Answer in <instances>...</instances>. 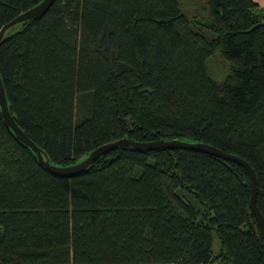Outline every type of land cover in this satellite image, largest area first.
<instances>
[{
    "label": "trees",
    "instance_id": "obj_1",
    "mask_svg": "<svg viewBox=\"0 0 264 264\" xmlns=\"http://www.w3.org/2000/svg\"><path fill=\"white\" fill-rule=\"evenodd\" d=\"M41 1L0 0V30ZM0 75L12 117L51 163L122 138L204 142L251 165L264 217L254 0H55L6 30ZM250 198L243 166L179 148L119 146L60 177L0 110V264H264Z\"/></svg>",
    "mask_w": 264,
    "mask_h": 264
},
{
    "label": "water",
    "instance_id": "obj_2",
    "mask_svg": "<svg viewBox=\"0 0 264 264\" xmlns=\"http://www.w3.org/2000/svg\"><path fill=\"white\" fill-rule=\"evenodd\" d=\"M55 0H42L37 5L31 7L27 11L21 13L14 20L6 24L0 30V43L3 39V36L7 29L11 28L17 23L24 22L38 16L44 15L52 6ZM0 110L1 115L4 120L5 125L9 128V130L13 133L15 138L30 148L37 157L38 162L48 171L60 176L71 178L75 177L82 172H84L91 164H93L99 157L107 154L108 152L116 149L119 146H130L139 151H150L158 148H169V149H188L193 151H198L206 154H210L212 156L233 161L245 168L249 175L250 184H251V198H250V209L255 216L258 225L261 229L263 241H264V217L259 211L256 204V192L258 186V180L255 171L251 167V165L246 162L244 159L235 156L233 154H229L220 149H217L209 144L204 142H187L182 140H155L149 142H137L127 138H122L113 142H109L103 145L98 146L94 150H92L87 157H85L82 161L72 164V165H55L51 163L47 158L45 153L41 148H39L35 142H33L29 136L19 127L14 118L12 117L8 100L5 92V88L2 82V78L0 75Z\"/></svg>",
    "mask_w": 264,
    "mask_h": 264
},
{
    "label": "rangeland",
    "instance_id": "obj_3",
    "mask_svg": "<svg viewBox=\"0 0 264 264\" xmlns=\"http://www.w3.org/2000/svg\"><path fill=\"white\" fill-rule=\"evenodd\" d=\"M210 71L211 75L216 81H221L224 79L227 72L226 62L219 58L218 56L210 60Z\"/></svg>",
    "mask_w": 264,
    "mask_h": 264
},
{
    "label": "crops",
    "instance_id": "obj_4",
    "mask_svg": "<svg viewBox=\"0 0 264 264\" xmlns=\"http://www.w3.org/2000/svg\"><path fill=\"white\" fill-rule=\"evenodd\" d=\"M255 3H257L261 9H264V0H254Z\"/></svg>",
    "mask_w": 264,
    "mask_h": 264
}]
</instances>
